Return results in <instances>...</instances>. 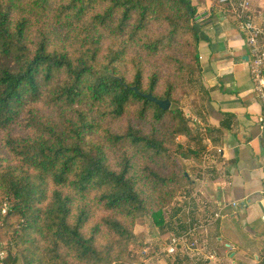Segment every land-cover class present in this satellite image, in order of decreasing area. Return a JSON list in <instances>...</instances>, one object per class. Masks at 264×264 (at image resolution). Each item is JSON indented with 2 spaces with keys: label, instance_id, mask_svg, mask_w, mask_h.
<instances>
[{
  "label": "trees",
  "instance_id": "obj_1",
  "mask_svg": "<svg viewBox=\"0 0 264 264\" xmlns=\"http://www.w3.org/2000/svg\"><path fill=\"white\" fill-rule=\"evenodd\" d=\"M194 15L190 0H0L6 264H126L136 217L163 225L186 121L143 95H187Z\"/></svg>",
  "mask_w": 264,
  "mask_h": 264
},
{
  "label": "crops",
  "instance_id": "obj_2",
  "mask_svg": "<svg viewBox=\"0 0 264 264\" xmlns=\"http://www.w3.org/2000/svg\"><path fill=\"white\" fill-rule=\"evenodd\" d=\"M190 1L199 62L180 104L186 127L177 140L186 179L163 209L162 226L135 229L147 245L126 264H190L164 249L172 234L197 221L205 225L196 234L197 264H264V131L245 34L226 4ZM249 2L254 22L264 26V0Z\"/></svg>",
  "mask_w": 264,
  "mask_h": 264
},
{
  "label": "built area",
  "instance_id": "obj_3",
  "mask_svg": "<svg viewBox=\"0 0 264 264\" xmlns=\"http://www.w3.org/2000/svg\"><path fill=\"white\" fill-rule=\"evenodd\" d=\"M220 4H226L233 17L239 23V29L245 34L246 44L249 50L248 69L249 76L253 85L255 98L261 105V112L258 115V124L264 131V26L257 25L250 13L249 0H239L238 2H230L229 0H218ZM8 209L6 204L0 209V213L4 214ZM219 214L215 213L214 217ZM205 225L197 221L189 226L180 234H172L165 246L164 252L168 256L181 255L189 259L190 264H197V260L201 254L199 241L196 237L197 231L203 229ZM7 246L0 242V264H6ZM214 254L211 253L207 259L212 260ZM110 264H116L112 262Z\"/></svg>",
  "mask_w": 264,
  "mask_h": 264
},
{
  "label": "rangeland",
  "instance_id": "obj_4",
  "mask_svg": "<svg viewBox=\"0 0 264 264\" xmlns=\"http://www.w3.org/2000/svg\"><path fill=\"white\" fill-rule=\"evenodd\" d=\"M180 103H173L171 104L172 106L171 107H175V108H178L180 107ZM178 143H180L181 141H178ZM181 151V150H180ZM182 152V151H181ZM182 161V159H181ZM181 192V190H180ZM152 222H151V219H150V216L146 213H140L137 217H136V221H135V224H134V227H133V232L135 234V241L134 242H131L128 246V250H129V255L125 258V261H128L129 259L132 258V254L135 255V252L137 250H140L142 249V247L146 246L147 243L144 241L143 238H141L137 233H135V229L136 228H147L149 229L151 226H152ZM143 232H146L145 229H142ZM4 233V232H3ZM2 233V230H0V236L3 237L1 242L5 243L6 246H7V254H12V253H15L17 252V246L14 244V241H10V238H9V234H3ZM134 259L136 258V256L133 257ZM19 264H22V261L19 260ZM78 264H83V263H78Z\"/></svg>",
  "mask_w": 264,
  "mask_h": 264
},
{
  "label": "water",
  "instance_id": "obj_5",
  "mask_svg": "<svg viewBox=\"0 0 264 264\" xmlns=\"http://www.w3.org/2000/svg\"><path fill=\"white\" fill-rule=\"evenodd\" d=\"M131 89L137 92V88L135 86H133ZM143 96L146 100L153 102L162 109H169L171 107V102L168 99H164V100L157 99L156 97L152 96L150 93H147Z\"/></svg>",
  "mask_w": 264,
  "mask_h": 264
}]
</instances>
